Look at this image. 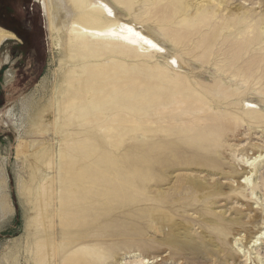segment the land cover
<instances>
[{"label": "rangeland", "instance_id": "374dc122", "mask_svg": "<svg viewBox=\"0 0 264 264\" xmlns=\"http://www.w3.org/2000/svg\"><path fill=\"white\" fill-rule=\"evenodd\" d=\"M12 1L17 20L3 17L0 4V23L17 30L25 24L28 36H16L0 47V264H16L18 251V264H27L35 253L29 222L33 210L21 194L30 172L25 160L17 159L16 147L19 138L34 139L25 132L36 111L31 104L44 98L47 104L68 63L65 52L52 45L40 1ZM224 1L221 8L206 5L199 13L189 8L186 21L183 7L190 0H125L117 5L134 24L151 29L167 44L181 68L142 53L120 60L118 90L123 98L134 99L135 86L163 96L154 101L138 96L137 102L155 108L137 116L122 113L118 121L134 122L116 124L118 130L129 128L120 152H87L83 165L97 178L86 184L91 193L81 201L99 212L92 209L71 225L65 217L60 229H70V238L56 236V244L97 245L109 253L106 260L97 257V264H137L145 256L154 261L148 264H264V0ZM251 99L257 109H248L245 101ZM136 142L168 147L166 152H126ZM53 143L50 179H56L68 161L59 155L62 148L67 156V147H61L58 138ZM144 154L151 162L140 167L143 178L132 185L117 176L121 169L135 170ZM245 170L251 171V182L241 185L238 174ZM190 176L205 179L209 187L219 181L222 192L202 197L190 185ZM127 192L133 194L124 195ZM98 214L100 225L86 230L90 217ZM165 216L164 222L159 219ZM234 218L243 224L231 222ZM211 219L216 224H210ZM173 221L199 242L206 243L207 234L222 252L209 247L208 254L179 255L177 248L164 244L169 226L162 232L153 226ZM139 241L152 246L144 250ZM53 264H59L58 259Z\"/></svg>", "mask_w": 264, "mask_h": 264}, {"label": "bare ground", "instance_id": "6f19581e", "mask_svg": "<svg viewBox=\"0 0 264 264\" xmlns=\"http://www.w3.org/2000/svg\"><path fill=\"white\" fill-rule=\"evenodd\" d=\"M39 1L46 19L52 45L54 48H60L65 52L68 64L66 65L67 75L65 73L59 87H54V96L48 100L46 105L42 101L45 98L39 100V103L33 102L31 106L36 108V111L31 112L30 116L28 115L30 111L26 113V116H29L30 123L27 127L29 129L25 128V132L26 135H30L34 139L28 141L19 138L18 144L16 143V157L25 160V165L30 172V181L27 184L23 182L24 187L21 194L33 210L29 222L31 226L30 234L34 237L32 244L35 253L33 257L30 249L32 255L27 264H53L56 259H58L59 264L61 260H64L63 264H97V257L103 255L106 260L109 256V253L97 248V245L82 244L77 248L71 247L70 241L68 244H56V239H59L56 236H69L70 238V229H60L65 217L71 225L73 221L77 222L78 219L88 216L92 209L96 213L99 212L97 206L87 209L83 206L85 203L81 201L85 195L88 197L91 193L89 185L86 184L97 178L92 170L85 168L83 165L88 159L87 152H120L124 146L125 138L123 139V137L128 135L127 130L129 128L118 130L116 124L134 122L131 120L118 121L122 118V113H133L137 116L138 113L155 108V106L145 107L137 102L135 98L138 96H143L145 99L152 98L153 101L163 96L157 91L151 92L148 89L138 91V86H135L131 91L134 99L123 98L120 95L122 90H120V93L118 90L121 85V82L118 83V79L122 77L120 74V60L142 53L149 58H163L172 67L173 61L177 63L178 68H181V66L174 54L166 49L167 44L155 36L151 29L138 27L132 19L128 18V14L123 15L120 12L117 5L123 4L125 0ZM214 4L221 8L224 6L225 1L190 0L183 7L184 21L188 19L187 10L189 8L199 13L206 5ZM13 39H16L15 34L0 27V47ZM146 40L152 41L157 45V48L145 43ZM158 48H163L164 51H158ZM75 55L77 58L74 57ZM106 60H109V64L105 62ZM70 63H72L71 67ZM124 100H127V102L123 103ZM245 104L249 106L248 109H257L253 99L246 100ZM133 131L136 132L137 130H131V132ZM43 136L45 138L48 136H53L54 139L58 138L60 146L68 149L67 156L64 155L62 148L59 150L60 159H68V161L60 167L56 179L54 177L53 179L48 178L49 170L54 171L52 156L54 139L45 142L43 139L39 140ZM68 137L70 139H67ZM167 147L168 143L160 146L136 142L126 152H152L153 149L166 152ZM98 156L101 158L109 157L102 153H99ZM139 160L135 164V170L124 168L118 171L117 176L125 177L129 183L134 185L136 180L143 178L139 172L140 167L147 161L151 162L146 154ZM239 174V181L241 178L243 179V182L238 181L241 185L251 182L250 170L248 172L245 170L244 173ZM189 182L202 197L206 194L211 196L217 189L221 191L219 181L209 187L205 179L190 176ZM130 194H133V192H127L124 195L128 196ZM152 215L154 217L157 213ZM1 217L0 215V219ZM166 217L168 216L159 219H163L164 222ZM100 220V214L92 219L90 217L89 223L85 224L86 230H93L100 225ZM57 221H59V224H56ZM231 222L243 224L238 218L232 219ZM209 223L216 224V220L211 219ZM159 225L160 222L153 226H157L156 230H160V232L164 231L166 226H169L171 233L163 239L164 244L177 248L179 255L180 253L208 254L209 247L217 249L218 254L222 252L218 244L207 234L204 236L206 243H202L190 236L188 230L186 231L181 223L173 221L166 225L163 224V226ZM263 234L261 233V236ZM244 237L246 238V236ZM236 243L237 241H235ZM138 246L146 250L152 244L147 241H139ZM20 252L18 251L17 254H20ZM70 252L71 255L64 258ZM17 254L13 259L16 264H18L20 258V256L17 257ZM151 259V257H142L137 264H148Z\"/></svg>", "mask_w": 264, "mask_h": 264}, {"label": "trees", "instance_id": "16d2710c", "mask_svg": "<svg viewBox=\"0 0 264 264\" xmlns=\"http://www.w3.org/2000/svg\"><path fill=\"white\" fill-rule=\"evenodd\" d=\"M0 4L2 5V9H4L5 14L3 13V17L8 18V20H10L11 22L16 21L17 18L15 17V14L12 10L13 7V1L12 0H0ZM0 26H2L3 28H5L6 30H9L11 32H13L14 34H16V36L22 38L23 40H26V37L28 36L27 34V28L24 24V27L21 30H17L15 29L13 26L9 25V24H5V23H0Z\"/></svg>", "mask_w": 264, "mask_h": 264}, {"label": "snow or ice", "instance_id": "6c2138e0", "mask_svg": "<svg viewBox=\"0 0 264 264\" xmlns=\"http://www.w3.org/2000/svg\"><path fill=\"white\" fill-rule=\"evenodd\" d=\"M145 43L151 44V46H152L153 48H157V45L154 44V43H152V41H150V40H146ZM157 50H158V51H161V52L164 51L163 48H158ZM173 63H175V61H173Z\"/></svg>", "mask_w": 264, "mask_h": 264}, {"label": "water", "instance_id": "95a60500", "mask_svg": "<svg viewBox=\"0 0 264 264\" xmlns=\"http://www.w3.org/2000/svg\"><path fill=\"white\" fill-rule=\"evenodd\" d=\"M1 28H3V27H1ZM5 29V28H4ZM11 32V31H10ZM13 33V32H12ZM14 34V33H13ZM16 35V34H15Z\"/></svg>", "mask_w": 264, "mask_h": 264}, {"label": "crops", "instance_id": "0c3cea01", "mask_svg": "<svg viewBox=\"0 0 264 264\" xmlns=\"http://www.w3.org/2000/svg\"><path fill=\"white\" fill-rule=\"evenodd\" d=\"M12 33V32H11ZM17 38V37H16Z\"/></svg>", "mask_w": 264, "mask_h": 264}]
</instances>
